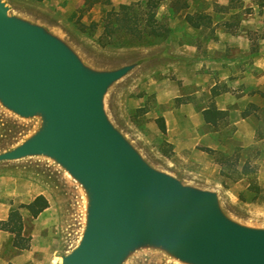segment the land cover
<instances>
[{"label":"rangeland","instance_id":"1","mask_svg":"<svg viewBox=\"0 0 264 264\" xmlns=\"http://www.w3.org/2000/svg\"><path fill=\"white\" fill-rule=\"evenodd\" d=\"M3 1L10 15L43 26L94 70L133 65L104 95L112 125L149 165L184 185L215 192L231 220L264 228V6L251 0H156L157 20L170 31L159 40L106 28L108 12L143 0L89 8L84 0ZM213 87L222 93L211 97ZM211 100L226 113L217 126L204 116ZM40 125L39 116L20 117L0 103V153ZM40 194L49 206L32 217L21 206ZM87 206L82 185L50 157L0 161V217L18 209L23 234L30 237L27 248H17L12 234L1 233L0 264H61L82 237ZM122 264L186 263L142 246Z\"/></svg>","mask_w":264,"mask_h":264},{"label":"water","instance_id":"2","mask_svg":"<svg viewBox=\"0 0 264 264\" xmlns=\"http://www.w3.org/2000/svg\"><path fill=\"white\" fill-rule=\"evenodd\" d=\"M133 65L94 70L58 36L0 0V103L41 125L0 161L44 155L84 188L86 225L61 264H122L150 246L186 264H264V228L231 220L213 191L149 165L108 119L103 99Z\"/></svg>","mask_w":264,"mask_h":264},{"label":"trees","instance_id":"3","mask_svg":"<svg viewBox=\"0 0 264 264\" xmlns=\"http://www.w3.org/2000/svg\"><path fill=\"white\" fill-rule=\"evenodd\" d=\"M251 1L258 7L264 6V0ZM97 3L107 4L110 3V0H84V5L88 8ZM157 7L158 1L156 0H143L142 4L136 2L130 4L122 3L117 10L107 13V16L111 20L106 28L110 26L111 33L121 31L136 39H143L145 37L159 40L166 39L170 31L157 20ZM219 93L216 87L211 89V97H215ZM204 115L208 123L217 126L225 118L226 113H219L214 101L211 100L209 105L204 109ZM48 206V200L44 195L40 194L29 203L22 204L21 207L25 208L32 217H36ZM0 230L12 234V245L14 247L27 248L29 246L30 237H26L23 234V220L18 209H12L5 220H0Z\"/></svg>","mask_w":264,"mask_h":264},{"label":"crops","instance_id":"4","mask_svg":"<svg viewBox=\"0 0 264 264\" xmlns=\"http://www.w3.org/2000/svg\"><path fill=\"white\" fill-rule=\"evenodd\" d=\"M219 92H220L219 94L222 93L221 91H219ZM219 94H218V95H219ZM218 95H217V96H218ZM212 101H213V100H212ZM214 103H215V102H214ZM215 106H216V108H217L216 103H215ZM206 107H207V106H206ZM218 109H222V110L225 109V110H226V108H221V107H220V108L218 107ZM204 116H205V115H204ZM205 119H206V118H205ZM206 121H207V120H206ZM204 123H206V122H204ZM209 124H210V123H209ZM210 125H211V124H210ZM45 210H46V209H45ZM45 210H44V211H45ZM41 213H43V211H42ZM41 213H40V214H41ZM7 216H8V215H7V213H6L5 216L0 217V220H5V219L7 218ZM6 232H7V231L0 230V235H1V233L4 234V233H6ZM9 234H10V233H9ZM33 244H34V243H33V240H32V245H33ZM24 254H25V253H24Z\"/></svg>","mask_w":264,"mask_h":264}]
</instances>
